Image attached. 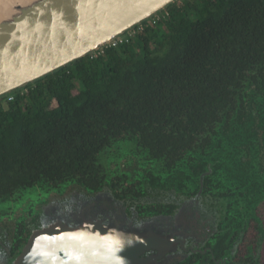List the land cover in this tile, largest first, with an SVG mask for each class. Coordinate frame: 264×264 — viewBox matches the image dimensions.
I'll use <instances>...</instances> for the list:
<instances>
[{
  "label": "trees",
  "instance_id": "1",
  "mask_svg": "<svg viewBox=\"0 0 264 264\" xmlns=\"http://www.w3.org/2000/svg\"><path fill=\"white\" fill-rule=\"evenodd\" d=\"M141 27L0 97V202L85 178L111 138L197 122L236 76L264 75V0H176Z\"/></svg>",
  "mask_w": 264,
  "mask_h": 264
},
{
  "label": "flooded vegetation",
  "instance_id": "2",
  "mask_svg": "<svg viewBox=\"0 0 264 264\" xmlns=\"http://www.w3.org/2000/svg\"><path fill=\"white\" fill-rule=\"evenodd\" d=\"M257 72L236 76L230 100L197 108V122L153 139L111 138L85 178L1 201L0 264H10L48 203L87 207L123 228L153 227L171 241L165 253L142 254L154 264H264V75Z\"/></svg>",
  "mask_w": 264,
  "mask_h": 264
},
{
  "label": "water",
  "instance_id": "3",
  "mask_svg": "<svg viewBox=\"0 0 264 264\" xmlns=\"http://www.w3.org/2000/svg\"><path fill=\"white\" fill-rule=\"evenodd\" d=\"M175 1L0 0V97L105 46ZM36 187L25 189L23 200ZM50 204L42 205L39 223L10 264H154L142 254L165 253L171 242L153 227L123 228L87 207Z\"/></svg>",
  "mask_w": 264,
  "mask_h": 264
},
{
  "label": "built area",
  "instance_id": "4",
  "mask_svg": "<svg viewBox=\"0 0 264 264\" xmlns=\"http://www.w3.org/2000/svg\"><path fill=\"white\" fill-rule=\"evenodd\" d=\"M137 26H139L142 29L141 23L138 24ZM134 28H132L130 30H127L126 32H124L120 36L114 38L110 43L106 44L105 46H102V47L98 48L97 50H95V51H93V52H91L89 54L91 55V57H96L99 53H102L103 52V48L104 47H107V46H115V45H117L119 43H122L123 41L127 40L128 36H130L131 34L134 33ZM12 99H13L12 94H8L7 100H12Z\"/></svg>",
  "mask_w": 264,
  "mask_h": 264
},
{
  "label": "rangeland",
  "instance_id": "5",
  "mask_svg": "<svg viewBox=\"0 0 264 264\" xmlns=\"http://www.w3.org/2000/svg\"><path fill=\"white\" fill-rule=\"evenodd\" d=\"M30 193L32 194V192H30ZM30 193H29V195H31ZM12 209H14V207H12Z\"/></svg>",
  "mask_w": 264,
  "mask_h": 264
}]
</instances>
